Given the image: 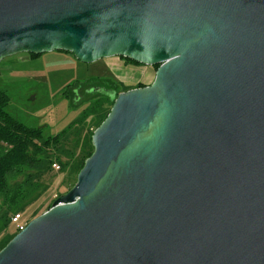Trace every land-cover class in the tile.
<instances>
[{
	"label": "water",
	"instance_id": "obj_1",
	"mask_svg": "<svg viewBox=\"0 0 264 264\" xmlns=\"http://www.w3.org/2000/svg\"><path fill=\"white\" fill-rule=\"evenodd\" d=\"M159 66L0 264H264V0H0V62Z\"/></svg>",
	"mask_w": 264,
	"mask_h": 264
},
{
	"label": "rangeland",
	"instance_id": "obj_2",
	"mask_svg": "<svg viewBox=\"0 0 264 264\" xmlns=\"http://www.w3.org/2000/svg\"><path fill=\"white\" fill-rule=\"evenodd\" d=\"M156 71L155 66L137 65L123 57L85 64L58 51L44 53L38 59H32L29 53H19L0 62V88L10 98L7 111L27 127L41 129L43 134L42 139L35 140L41 151L36 146L29 150L36 164L11 173L0 196V251L17 234L12 223L15 214H23L30 222L75 186L93 148L92 133L110 113L112 107L107 104L81 121L87 103L70 101L67 97L70 85L112 78L122 93L152 84ZM69 129L58 143L45 146V140ZM1 145L3 152L9 148L7 144ZM13 196H17L16 204H12Z\"/></svg>",
	"mask_w": 264,
	"mask_h": 264
},
{
	"label": "trees",
	"instance_id": "obj_3",
	"mask_svg": "<svg viewBox=\"0 0 264 264\" xmlns=\"http://www.w3.org/2000/svg\"><path fill=\"white\" fill-rule=\"evenodd\" d=\"M58 52L73 55L72 53L66 51ZM29 55L32 59H38L42 54ZM125 59L130 63L141 65L129 58ZM155 68L158 69L159 66L156 65ZM70 86L71 87L67 92V97L70 101L75 104L80 102L87 103V108L82 115L81 121H85L90 116L95 115L107 104L112 107L115 99L121 93L118 84L112 78H97L95 80L82 83L75 82ZM141 87L145 86H138V88ZM9 103L10 98L8 94L0 88V196L4 194L7 188V178L11 173L19 170L23 166L36 164V160L29 154V150L31 146H36V149L41 151V148L35 140L43 138L41 129L29 128L10 115L7 111ZM107 115L104 117L103 121L106 119ZM70 129L62 132L54 138L45 140V146L50 145L51 143H58L60 139L70 131ZM1 143L9 146V148L4 152L2 151ZM93 152L94 147L88 154L87 159L93 154ZM16 197L17 196L12 197V204H16Z\"/></svg>",
	"mask_w": 264,
	"mask_h": 264
},
{
	"label": "built area",
	"instance_id": "obj_4",
	"mask_svg": "<svg viewBox=\"0 0 264 264\" xmlns=\"http://www.w3.org/2000/svg\"><path fill=\"white\" fill-rule=\"evenodd\" d=\"M55 167L59 168L57 165ZM12 223L16 225V232L19 233L26 228L29 222L25 220L23 214L17 213L12 217Z\"/></svg>",
	"mask_w": 264,
	"mask_h": 264
},
{
	"label": "crops",
	"instance_id": "obj_5",
	"mask_svg": "<svg viewBox=\"0 0 264 264\" xmlns=\"http://www.w3.org/2000/svg\"><path fill=\"white\" fill-rule=\"evenodd\" d=\"M156 75V74H155ZM155 79V78H154ZM149 85H151V84H149Z\"/></svg>",
	"mask_w": 264,
	"mask_h": 264
}]
</instances>
